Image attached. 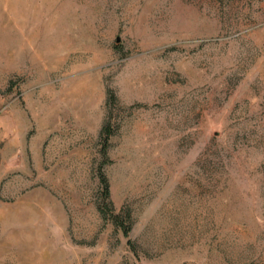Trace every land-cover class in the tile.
<instances>
[{
	"label": "rangeland",
	"instance_id": "374dc122",
	"mask_svg": "<svg viewBox=\"0 0 264 264\" xmlns=\"http://www.w3.org/2000/svg\"><path fill=\"white\" fill-rule=\"evenodd\" d=\"M0 264H264V0H0Z\"/></svg>",
	"mask_w": 264,
	"mask_h": 264
}]
</instances>
